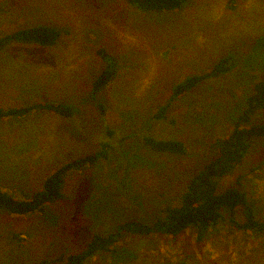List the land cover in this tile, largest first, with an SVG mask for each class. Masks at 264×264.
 Here are the masks:
<instances>
[{
  "label": "rangeland",
  "instance_id": "1",
  "mask_svg": "<svg viewBox=\"0 0 264 264\" xmlns=\"http://www.w3.org/2000/svg\"><path fill=\"white\" fill-rule=\"evenodd\" d=\"M37 25L61 35L51 46L12 41L1 49L0 107L62 103L73 114L40 108L0 119V188L31 197L61 165L100 151L105 156L67 173L62 197L42 211L0 210V264H64L57 259L83 251L95 234L162 217L219 154L221 139L264 80V0H191L175 12L142 11L125 0H0V39ZM47 47V54L22 51ZM223 58L230 70L170 101L178 83ZM106 68L114 76L93 95ZM260 123L264 108L249 121ZM145 137L182 141L185 153L154 151ZM251 141L241 162L217 179L218 192L240 180L264 224V137ZM234 218L246 220L244 209ZM181 260L264 264V227L238 228L224 212L202 240L193 228L177 236L127 232L84 264Z\"/></svg>",
  "mask_w": 264,
  "mask_h": 264
},
{
  "label": "trees",
  "instance_id": "2",
  "mask_svg": "<svg viewBox=\"0 0 264 264\" xmlns=\"http://www.w3.org/2000/svg\"><path fill=\"white\" fill-rule=\"evenodd\" d=\"M125 1L142 11L175 12L181 10L191 0ZM60 35L61 33L57 29L46 25L20 28L0 39V49L12 41L51 46L56 43ZM231 67L229 59L223 58L211 69L201 74L187 77L175 86L170 101L180 97L203 79L219 76L223 72L230 70ZM113 76V71L108 68L104 69L93 82L92 94L95 95L105 88ZM255 89V92L248 97L247 108L241 114L239 122L228 136L221 139L218 148L219 154L209 160L200 172L190 180L179 205L167 206L163 216L154 222L146 223L140 220H128L121 223L118 229L110 235L95 234L83 251L67 257L61 256L57 261L62 260L65 262L64 264H84L99 252L112 249V246L117 244L120 237L127 232L141 234L159 233L177 236L187 229L193 228L197 231V239L202 240L208 234L209 229L219 224L224 218V212L229 213L238 228L263 229L264 224L256 218L254 208L249 203L248 193L243 190L240 180L236 182V185L228 187L223 192H218L217 180L231 172L241 162L250 148L252 138L264 137V123L249 124L253 112L264 108V80L257 83ZM169 104L163 105L159 109V113L157 112L158 115L164 116ZM40 108L49 109L65 116H72L73 114L72 108L62 103H39L7 110L0 107V119L25 116L32 110ZM145 141L154 151L185 153L186 150V146L182 141L155 140L150 137H145ZM102 156H105V151L85 155L61 165L45 179L43 189L34 193L31 197L21 198L0 188V210L12 215H27L42 211L49 203L62 197V188L67 173L72 169L95 163ZM239 208H243L246 215V220L242 222L234 218ZM49 263L50 261L43 260L36 264ZM176 264L188 263L186 260H181Z\"/></svg>",
  "mask_w": 264,
  "mask_h": 264
},
{
  "label": "crops",
  "instance_id": "3",
  "mask_svg": "<svg viewBox=\"0 0 264 264\" xmlns=\"http://www.w3.org/2000/svg\"><path fill=\"white\" fill-rule=\"evenodd\" d=\"M32 44H34V43H32ZM3 48H4V47H3ZM1 49H2V48H1ZM1 49H0V52L2 51ZM48 49H49L48 47H47V48H33L32 50H29L28 48H26V49H24V50H22V51H25V50H26V51H32V52H41V51H43V52H46V54H47V53H49ZM45 61H46V60H44V62H45ZM46 62H47V61H46ZM46 62H45V63H46Z\"/></svg>",
  "mask_w": 264,
  "mask_h": 264
}]
</instances>
